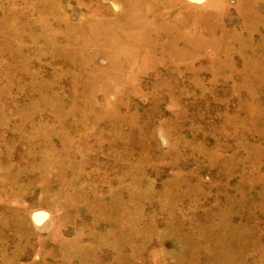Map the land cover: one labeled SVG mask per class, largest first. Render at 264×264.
<instances>
[{"label":"rangeland","instance_id":"rangeland-1","mask_svg":"<svg viewBox=\"0 0 264 264\" xmlns=\"http://www.w3.org/2000/svg\"><path fill=\"white\" fill-rule=\"evenodd\" d=\"M0 264H264V0H0Z\"/></svg>","mask_w":264,"mask_h":264}]
</instances>
